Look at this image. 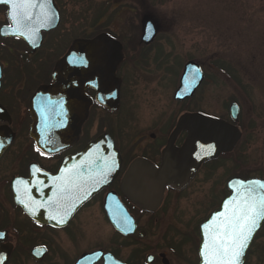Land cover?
Listing matches in <instances>:
<instances>
[{
    "label": "flooded vegetation",
    "instance_id": "flooded-vegetation-1",
    "mask_svg": "<svg viewBox=\"0 0 264 264\" xmlns=\"http://www.w3.org/2000/svg\"><path fill=\"white\" fill-rule=\"evenodd\" d=\"M10 11H13L11 3L0 0V248L11 249L6 264H22L23 253L37 264H202L207 234L203 226L216 212L223 210V203L231 194L229 181L238 175L226 181V194L221 197L222 192L218 194L212 208H205V202L219 188L210 192L204 202L200 200L198 204V200L194 204L198 209L194 214H186L188 218L179 213L180 197L204 167L211 166L225 153L204 162L186 187L166 186L162 200L154 208L141 207L123 188L124 175L134 160L146 159L158 167L162 164L163 151L184 113L204 112L187 107L195 94L178 101L187 108L176 119L171 116L157 118L139 131L130 144L123 142L120 132L109 127H103L93 138L87 136L85 142L81 140L88 134L92 110L102 111L106 116L120 110L127 100L123 88L128 78L140 67L146 68L147 51L155 41H124L113 33L122 43L124 52L116 72L121 80L119 108L111 110L98 102L97 91L88 87L86 94L92 104L79 141L68 149L46 153L31 135V101L40 87L55 82V66L77 35L71 37L69 34L68 39L61 40L60 30L66 22L60 0H49L43 9L31 10L33 17L43 12L52 18L50 23H41L34 33L18 29ZM228 121L234 123L232 117ZM234 124L240 128L238 123ZM104 134L119 150L121 166L110 182L89 193L92 177L85 182L79 181L76 165L70 163L66 167L65 163ZM187 136L188 131H182L175 145L181 147ZM75 173L79 176H74ZM69 178L76 181V186L69 189L73 200L65 209V202L58 204L57 201L62 195L60 186ZM93 220H99L98 228ZM103 228L110 232L109 241L102 239L107 236L101 233ZM263 229L264 221L247 249L245 264H249L252 248ZM60 235L66 237V241L57 242ZM92 253L97 255L90 261L88 254Z\"/></svg>",
    "mask_w": 264,
    "mask_h": 264
},
{
    "label": "rangeland",
    "instance_id": "rangeland-1",
    "mask_svg": "<svg viewBox=\"0 0 264 264\" xmlns=\"http://www.w3.org/2000/svg\"><path fill=\"white\" fill-rule=\"evenodd\" d=\"M60 3L66 22L60 30L62 41L69 34L71 37L76 34L77 38L94 37L98 30H108L124 41L136 43L142 41L141 21L145 14H150L160 27L152 49L147 51L146 68L134 72L123 88L127 100L112 115L92 110L88 134L82 141L109 127L120 132L123 142L130 144L139 131L157 118L176 119L187 107L230 120L229 108L236 102L243 135L240 142L233 152L202 169L180 197L179 213L188 218V214L198 209L194 205L198 200V204L200 200L204 202L210 192L219 188L205 202V208H212L218 194L222 192L220 197L226 194L225 183L232 176L264 179V0H60ZM190 60L202 64L205 78L186 107L174 99V93L184 65ZM97 221L93 223L98 228ZM101 233L107 235L102 239H111L107 228ZM63 241L66 237L57 236V242ZM22 258V264H37L24 253ZM249 264H264V229L252 248Z\"/></svg>",
    "mask_w": 264,
    "mask_h": 264
},
{
    "label": "water",
    "instance_id": "water-1",
    "mask_svg": "<svg viewBox=\"0 0 264 264\" xmlns=\"http://www.w3.org/2000/svg\"><path fill=\"white\" fill-rule=\"evenodd\" d=\"M141 24V40L146 43L154 41L160 30L155 19L150 14H145ZM123 59L122 43L107 32L92 38H77L72 43L55 66V82L40 87L31 101V135L41 150L56 153L79 141L92 104V99L86 94L88 87L97 91L98 102L111 110L119 108L121 80L116 72ZM204 76L199 62H187L174 98L182 101L192 97ZM230 110L234 120L239 121L238 104L233 103ZM184 130L188 131V136L183 145L177 147L175 142ZM241 138L239 127L225 119L202 112L184 113L163 151L162 164L158 167L146 159L134 160L123 178L124 192L141 207L154 208L162 200L166 186L176 189L186 187L204 162L232 152ZM70 163L76 165L80 174L79 181L85 182L92 177L88 192L93 193L116 176L121 166V156L114 141L104 134L88 143L78 154L68 158L65 166L69 167ZM105 164L108 167L104 171L108 172V168L111 170L106 178L101 179L98 166L103 167ZM235 181L264 183L260 178L234 177L230 181L232 192L224 201L223 210L218 212L226 211V203L239 188ZM263 221L251 233V239L247 241L238 264H245L247 249ZM10 252L8 247L0 248V264H6Z\"/></svg>",
    "mask_w": 264,
    "mask_h": 264
},
{
    "label": "snow or ice",
    "instance_id": "snow-or-ice-1",
    "mask_svg": "<svg viewBox=\"0 0 264 264\" xmlns=\"http://www.w3.org/2000/svg\"><path fill=\"white\" fill-rule=\"evenodd\" d=\"M11 3L13 23L21 31L34 33L41 23L51 22V17L46 13L33 17L32 9H43L49 0H4ZM98 166L99 177L106 178L108 172ZM78 177L79 174L75 173ZM27 184V181H20ZM239 188L235 191L231 200L225 205V212L216 213L203 227L207 230L202 256L204 264H238L247 241L251 239V233L264 220V183L259 181H235ZM76 186V181L69 178L59 188L61 196L57 203L64 201V207L73 200V193L69 191Z\"/></svg>",
    "mask_w": 264,
    "mask_h": 264
},
{
    "label": "trees",
    "instance_id": "trees-1",
    "mask_svg": "<svg viewBox=\"0 0 264 264\" xmlns=\"http://www.w3.org/2000/svg\"><path fill=\"white\" fill-rule=\"evenodd\" d=\"M106 31H108V30H106ZM97 32H101L100 30H98ZM224 71H226V70H224Z\"/></svg>",
    "mask_w": 264,
    "mask_h": 264
}]
</instances>
